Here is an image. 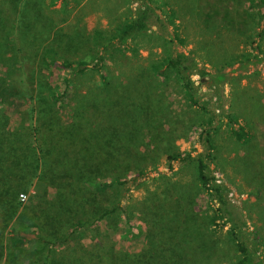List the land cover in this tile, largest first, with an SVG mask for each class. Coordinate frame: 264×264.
<instances>
[{
    "label": "trees",
    "instance_id": "trees-1",
    "mask_svg": "<svg viewBox=\"0 0 264 264\" xmlns=\"http://www.w3.org/2000/svg\"><path fill=\"white\" fill-rule=\"evenodd\" d=\"M138 3L133 14L119 21L109 33L103 35L97 30L88 40L65 28L67 17L59 23L61 31L60 27L52 31L58 22L46 13L43 0L18 1L19 21L12 24L13 29L19 27L18 40L11 41L4 34L7 23L0 13V72L4 73L1 84L5 85L2 91H11L26 105L20 123L12 129L5 115L0 116V264H63L65 254L61 247L71 242L72 234L85 237L84 229L103 219L122 216L125 231L121 236L129 240L143 232L133 208L125 205L124 199L130 181L157 169L156 161L148 165L139 159L144 147L158 151L152 146L158 136L146 140L144 121L151 119L157 108L163 109L165 99L156 92L160 86L143 72L140 77L116 81V72L109 67L117 50L129 47L133 38L151 27L153 0ZM243 11L244 21L241 15H229L231 26L237 28V38L232 39L236 50L227 64L216 62L215 71L207 70L192 55L177 50L149 66V74L157 77L173 73L187 104L203 115L199 126L207 128L197 130L203 135L204 149L196 155L165 150L168 169H174L177 159L181 161L180 167L193 164L197 185L190 187L157 170L158 174L151 177L156 187L148 190L142 206L151 236L147 247L141 256L124 253L112 264H158V258L162 264H191V255L222 242L217 236L206 239L202 232L209 229L215 233L225 226L238 253L235 264H257L258 249L250 244L246 222L235 215L226 185L214 178L210 169L217 158L212 133L219 125H227L234 142L239 144L250 143L255 137L236 109L235 99L228 102L227 108L224 101V85L238 82V74H231L233 70L264 63V0H246ZM38 19L50 25L51 31L44 36L31 35L28 29ZM7 41L11 50L8 53L2 47ZM179 42H183L180 37ZM236 43L244 47H236ZM83 45L86 51L85 47L81 49ZM25 47H33V54L29 49L22 50ZM37 56L42 64L49 60L56 65L53 72L57 90L50 97L45 92L48 82L42 80L41 67L24 63L26 58ZM233 64H237L234 69H225ZM88 74L95 76L97 90L90 88L88 94L79 95L80 100L76 79ZM201 84L206 86L204 92ZM253 159L250 156L246 161ZM133 167L137 168L136 173L128 177ZM259 178L264 184V169ZM34 185L36 191L25 197ZM200 192L207 199L205 216L187 203ZM6 233L28 240L29 244L6 249ZM100 243L92 240L91 245L82 249L76 247V257L66 264H90ZM85 256L88 263L83 260Z\"/></svg>",
    "mask_w": 264,
    "mask_h": 264
},
{
    "label": "rangeland",
    "instance_id": "rangeland-1",
    "mask_svg": "<svg viewBox=\"0 0 264 264\" xmlns=\"http://www.w3.org/2000/svg\"><path fill=\"white\" fill-rule=\"evenodd\" d=\"M18 1L0 0L2 4L0 13H3L4 21L7 23L4 34L11 41L13 38L18 40L19 37V27L14 26V29L12 28V24L16 25L13 21H19L17 16ZM53 1L43 0L45 7H47L46 13H49L50 17L58 22V25H55L52 31H56L58 27L61 31L62 26L59 23L62 18L67 17L64 23L67 24L65 28L78 32L87 40L97 30H101L103 35L109 33L119 21L132 15L139 4L138 2H140V0H57L56 4L52 5L51 2ZM245 1L153 0L155 9L150 29L133 38L130 48L117 50L110 58L109 67L111 71L116 72V81H121V79L128 76L140 77L143 72L148 79H153L160 86V89L156 92L162 94L165 99V101L163 100V109L157 108L155 114L152 113V118L144 121V124L146 123L144 129L146 140H153L156 134L158 136L156 141L154 138L152 145L158 148V151L152 152V147H144L142 149L145 150L141 154L143 156H140L139 159L142 163H148V165L156 161L155 167L157 169L149 170L147 175L142 176L135 182L130 181L127 184L130 190L124 199V204H130L133 208L135 218L143 226V232L129 240L121 236L125 231L122 216L113 217V220L109 218L108 221L105 219L99 220L94 225L84 229L85 237L77 238L80 235L72 234L71 242L61 247V251L65 254V258L61 260V263L66 264L74 260L77 255L75 253L76 247L82 249L84 245H91L92 240L94 242L101 241V243L90 264H112L116 258L124 253H130L133 257L141 256L151 237L144 221L142 206L148 197L149 191L156 187L151 177L158 174L157 170L169 175L172 180L181 179L188 186L196 187L193 164H185L180 167L181 161L177 159L174 161V169L170 170L167 168L166 154L163 153L167 149L171 152H185L192 155L201 152L204 149V140L199 130L206 129L207 126L203 125L201 127L199 123L204 117L195 107L187 104L181 92L179 80L173 73H169L167 77H157L153 73L149 74V66L177 50L189 53L207 70L215 71L217 68H215L214 63L216 62L221 65L222 63L227 64L226 60L236 50L232 44V39L237 38L234 37L237 28L231 26L229 15H241V21H244L242 14H244ZM29 3H32V1ZM53 8L59 9L52 13ZM49 26V23L45 20L38 19L34 20L28 29H30L31 35L44 36L49 30L51 31ZM46 27L49 28L45 30ZM175 33L183 39L182 43L179 42V37ZM34 44L36 45L37 41ZM2 47L3 50H6V53L11 51L9 50L8 41ZM83 47L86 51V45L82 46V50ZM236 47L243 48L244 45L236 43ZM31 48L33 47H30V49L25 47L22 50L28 51L27 49H29V52H31ZM209 49H212V51ZM223 49H226L227 52H223ZM32 54L33 52H31ZM24 63L26 66L41 67L42 80L48 82L45 92L50 97L51 93L57 90L53 72L56 65L49 60L42 64L38 56L32 59L26 58ZM0 65H2L1 59ZM236 65H228L225 69L230 71ZM231 74H238V82L224 85L225 108L228 107L229 101L235 99L236 109L239 110L243 121L251 127L255 137L250 143L239 144L234 142L227 125H219L216 131L212 133L217 148V158L213 161L210 169L213 177L226 185L235 215L238 214L246 222V229L249 238H251L249 240L250 244L258 249L257 264H264V184L259 180L261 170L264 169V63L251 65L247 69L233 70ZM3 76L4 73L0 72V116L5 115V121L8 127L12 129L20 123L21 112L26 109V105L19 97H15L11 91H2L5 87L1 84ZM194 77L198 82V76ZM76 81L78 96H83L84 93L88 94L87 91L90 88L97 90L96 79L92 74L81 75ZM205 87V84H201L202 92L205 91ZM49 101L55 103L51 99ZM254 103L256 106H254ZM262 113L263 116H261ZM164 137H166V140L162 141ZM152 155L154 158H152ZM250 156L254 159L247 162V158ZM131 169L130 174L128 172V177L136 173V167ZM174 171L176 173H173ZM147 179L148 181L144 182ZM36 189L37 185L31 186L25 197H30ZM187 203L200 215H206L208 209L207 199L202 196V192ZM226 228L227 226L224 230L217 228L215 233L209 229L202 232L208 237L206 239L210 240L217 236L222 242L210 244V247L205 246L202 252L191 255V264H235L238 253L225 232ZM4 241L6 249L14 248L17 244H29L28 240L15 239L13 234L10 233L5 234ZM102 246H104L103 250ZM86 257H83V260L88 263L89 259ZM157 263L162 264L163 261L158 258Z\"/></svg>",
    "mask_w": 264,
    "mask_h": 264
}]
</instances>
